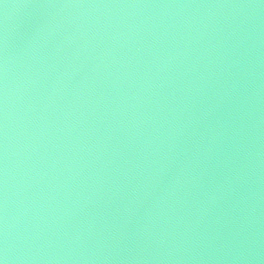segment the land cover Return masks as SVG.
Here are the masks:
<instances>
[{"label": "water", "instance_id": "95a60500", "mask_svg": "<svg viewBox=\"0 0 264 264\" xmlns=\"http://www.w3.org/2000/svg\"><path fill=\"white\" fill-rule=\"evenodd\" d=\"M0 264H264V0H0Z\"/></svg>", "mask_w": 264, "mask_h": 264}]
</instances>
